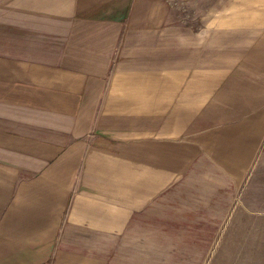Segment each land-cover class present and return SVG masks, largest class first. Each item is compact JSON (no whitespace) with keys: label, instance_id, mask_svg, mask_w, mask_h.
<instances>
[{"label":"crops","instance_id":"crops-1","mask_svg":"<svg viewBox=\"0 0 264 264\" xmlns=\"http://www.w3.org/2000/svg\"><path fill=\"white\" fill-rule=\"evenodd\" d=\"M237 4L0 0V264H147L225 222L264 151V0Z\"/></svg>","mask_w":264,"mask_h":264},{"label":"rangeland","instance_id":"rangeland-1","mask_svg":"<svg viewBox=\"0 0 264 264\" xmlns=\"http://www.w3.org/2000/svg\"><path fill=\"white\" fill-rule=\"evenodd\" d=\"M202 1L169 0L170 6L180 11L181 22L187 23H200L210 17L202 14L207 7ZM223 1L226 19L234 18L239 0ZM238 17L239 14L235 16ZM174 226V234L151 233L157 236L159 254L152 255L147 264H264V151L255 174L242 187L225 222Z\"/></svg>","mask_w":264,"mask_h":264}]
</instances>
